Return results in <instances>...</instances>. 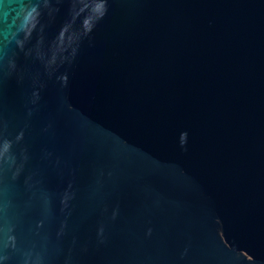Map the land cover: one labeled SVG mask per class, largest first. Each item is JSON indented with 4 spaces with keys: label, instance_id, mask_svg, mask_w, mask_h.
<instances>
[{
    "label": "water",
    "instance_id": "1",
    "mask_svg": "<svg viewBox=\"0 0 264 264\" xmlns=\"http://www.w3.org/2000/svg\"><path fill=\"white\" fill-rule=\"evenodd\" d=\"M0 264H264V0H0Z\"/></svg>",
    "mask_w": 264,
    "mask_h": 264
}]
</instances>
